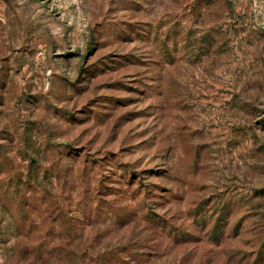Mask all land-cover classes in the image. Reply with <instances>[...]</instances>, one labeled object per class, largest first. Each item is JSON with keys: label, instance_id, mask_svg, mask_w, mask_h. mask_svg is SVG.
I'll list each match as a JSON object with an SVG mask.
<instances>
[{"label": "rangeland", "instance_id": "rangeland-1", "mask_svg": "<svg viewBox=\"0 0 264 264\" xmlns=\"http://www.w3.org/2000/svg\"><path fill=\"white\" fill-rule=\"evenodd\" d=\"M0 264H264V0H0Z\"/></svg>", "mask_w": 264, "mask_h": 264}]
</instances>
